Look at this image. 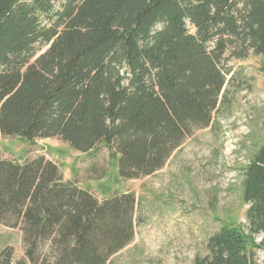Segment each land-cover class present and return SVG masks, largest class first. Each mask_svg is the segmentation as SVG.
Returning <instances> with one entry per match:
<instances>
[{
    "label": "trees",
    "instance_id": "1",
    "mask_svg": "<svg viewBox=\"0 0 264 264\" xmlns=\"http://www.w3.org/2000/svg\"><path fill=\"white\" fill-rule=\"evenodd\" d=\"M250 55L264 57V0H0V136L105 145L122 178L149 176L215 124L231 104L229 62ZM243 199L249 231L222 224L195 264H260L264 144ZM139 209L135 192L100 200L45 155L0 156V223L24 249L14 262L6 247L0 264H111Z\"/></svg>",
    "mask_w": 264,
    "mask_h": 264
},
{
    "label": "rangeland",
    "instance_id": "2",
    "mask_svg": "<svg viewBox=\"0 0 264 264\" xmlns=\"http://www.w3.org/2000/svg\"><path fill=\"white\" fill-rule=\"evenodd\" d=\"M229 66L236 74L228 86L231 104L212 127L197 130L152 175L124 179L107 146L81 152L58 138L29 142L0 136V156L24 161L45 155L60 166L65 180L76 181L100 200L135 192L141 222L135 239L111 264H195L208 254V239L222 224L249 231L245 167L264 144V57L231 59ZM8 246L14 262L24 256L21 231L0 223V252ZM256 252L264 264V248Z\"/></svg>",
    "mask_w": 264,
    "mask_h": 264
}]
</instances>
